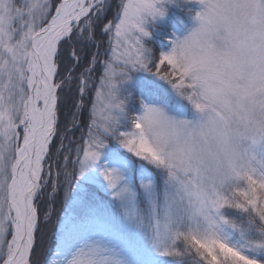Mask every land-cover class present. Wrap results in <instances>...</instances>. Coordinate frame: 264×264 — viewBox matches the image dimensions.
I'll return each mask as SVG.
<instances>
[{"label": "snow or ice", "instance_id": "1", "mask_svg": "<svg viewBox=\"0 0 264 264\" xmlns=\"http://www.w3.org/2000/svg\"><path fill=\"white\" fill-rule=\"evenodd\" d=\"M0 264H264V0H0Z\"/></svg>", "mask_w": 264, "mask_h": 264}]
</instances>
